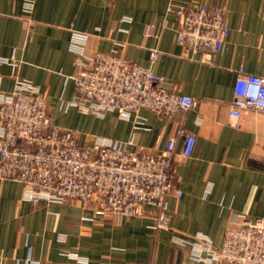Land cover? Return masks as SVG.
Returning a JSON list of instances; mask_svg holds the SVG:
<instances>
[{
  "label": "crops",
  "instance_id": "crops-1",
  "mask_svg": "<svg viewBox=\"0 0 264 264\" xmlns=\"http://www.w3.org/2000/svg\"><path fill=\"white\" fill-rule=\"evenodd\" d=\"M200 1L224 8L230 31L227 50L208 63L175 38L174 9ZM78 35L86 36L87 55L113 52L147 67L196 107L169 117L140 109L126 120L81 113L72 105L70 44ZM240 72L264 77V0H0V96L29 81L46 93L53 124L82 144L115 141L155 154L174 138L181 193L166 198L170 229L160 231L151 207L122 224L91 221L80 202L45 207L26 199L19 183L0 180V264H200L182 241L204 236L220 248L228 226L264 219V113L243 111L237 128L228 115ZM178 130L195 138L189 158L179 155Z\"/></svg>",
  "mask_w": 264,
  "mask_h": 264
},
{
  "label": "built area",
  "instance_id": "built-area-1",
  "mask_svg": "<svg viewBox=\"0 0 264 264\" xmlns=\"http://www.w3.org/2000/svg\"><path fill=\"white\" fill-rule=\"evenodd\" d=\"M173 16L176 42L187 55H200L208 63L227 50L230 31L224 8L200 1L177 7ZM151 34L147 27L145 35ZM85 41V35H78L70 44L75 55L72 105L81 113L115 112L126 120L140 109L169 117L196 107L194 98L166 89L147 67L113 52L87 55ZM156 57L152 51L150 61ZM247 110L264 113V77L240 72L228 114L233 128ZM176 135L184 139L180 157L189 158L194 136L185 130ZM174 147V138L155 154L128 150L115 141L82 144L75 132L53 124L46 93L29 81H17L10 95L0 96V180L19 183L26 199L45 207L80 202L90 208L91 221L112 217L122 224L144 218L151 207L156 211L154 228L168 231L165 200L181 195L172 171ZM182 245L191 247L200 264H264V219L245 218L228 226L220 248L204 236Z\"/></svg>",
  "mask_w": 264,
  "mask_h": 264
}]
</instances>
